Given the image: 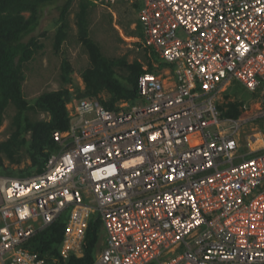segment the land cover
Listing matches in <instances>:
<instances>
[{
	"label": "built area",
	"instance_id": "1",
	"mask_svg": "<svg viewBox=\"0 0 264 264\" xmlns=\"http://www.w3.org/2000/svg\"><path fill=\"white\" fill-rule=\"evenodd\" d=\"M96 2L140 5L165 67L134 103H68L41 171L0 176V264H49L25 244L60 220V259L81 256L92 219V264H264V0ZM235 84L251 98L231 118Z\"/></svg>",
	"mask_w": 264,
	"mask_h": 264
},
{
	"label": "trees",
	"instance_id": "2",
	"mask_svg": "<svg viewBox=\"0 0 264 264\" xmlns=\"http://www.w3.org/2000/svg\"><path fill=\"white\" fill-rule=\"evenodd\" d=\"M60 1L62 4L58 5ZM74 0H0V125L3 121L5 109L11 105L16 109L12 120V134L0 143V176L26 177L40 172L47 158L56 150L52 139L53 131H64L69 127L70 118L67 104L85 98L98 97L103 92L108 98L99 101L105 108L111 109L119 101L134 103L137 99V81L141 74L156 73L165 67L159 62L153 52L149 53L147 62H159V70L149 64L146 70L135 60L127 64L125 59L106 58L99 46L88 37L86 24L87 11L97 0H78V11L75 15L78 28L77 38L88 54L89 65L80 78L84 83L81 90L75 85L71 77L72 69L68 60L61 63V80L65 85L73 86L56 91L44 92L28 102L22 93L24 81L23 66L29 62L38 49L42 47L38 38L30 36L39 26L43 10L48 6L58 9L56 20L57 29L54 34L53 46L58 51L67 38V17ZM27 13V15H25ZM136 34L141 38L140 26L137 24ZM27 39V40H26ZM125 67L126 82H121L114 72V68ZM75 94V96L73 95ZM228 96H226L227 98ZM244 100H235L227 103L228 110L225 116L237 118ZM28 112L46 114L45 119L31 120ZM264 133V119L256 122ZM29 134V138L26 135ZM27 158L31 165L20 171L11 169V165H19ZM8 161L5 166L4 161ZM65 223L60 220L44 231L34 235L25 247L37 252L49 264H92L95 258L96 247L100 238L101 225L99 220L92 219L86 232L81 256L71 255L63 262L59 257V247L62 241Z\"/></svg>",
	"mask_w": 264,
	"mask_h": 264
},
{
	"label": "rangeland",
	"instance_id": "3",
	"mask_svg": "<svg viewBox=\"0 0 264 264\" xmlns=\"http://www.w3.org/2000/svg\"><path fill=\"white\" fill-rule=\"evenodd\" d=\"M62 2L60 1L58 5L62 4ZM94 3V6H91L87 11L86 24L88 37L99 46L102 54L108 59L123 58L127 64H131L137 60L142 64L143 69H147L150 63L152 66L157 64L159 70V62H155L154 60L147 62L146 57H149V53L146 54L145 49H143L140 43V38L136 34V15L140 9V5L129 6L125 3H118L107 6L96 1ZM77 11L78 0H74L66 20L68 26L67 38L60 49L55 51L53 41L57 29L58 9L55 6H48L43 10L39 26L30 35L38 38L37 41L42 47L23 66L24 81L22 83V93L28 102H32L44 92L56 91L65 87L73 92V86L69 84L65 85L61 80V63L63 59L68 60L70 63L72 69L71 77L75 85L79 86L81 90L84 88L80 75L88 67L89 61L86 50L77 38L78 28L75 22ZM114 72L121 82H126L127 70L125 67H116L114 68ZM229 94L233 95L237 100L239 98L246 102L251 98L250 93L238 84H235L230 89ZM73 95L75 96V94ZM95 98L105 100L108 98V95L103 92ZM15 114L16 109L14 106L9 105L5 109L3 121L0 125V143L6 141L11 136L13 131L11 124ZM27 115L31 120L47 118L46 114L40 112H28ZM26 138H29V134L26 135ZM4 164L8 166V161L5 160ZM30 165V160L25 158L19 165H11L10 167L17 172L20 170L24 171ZM104 233L101 227L96 251L102 246Z\"/></svg>",
	"mask_w": 264,
	"mask_h": 264
}]
</instances>
